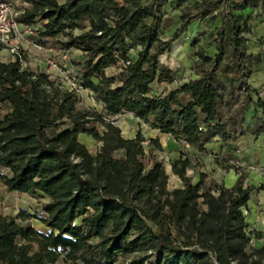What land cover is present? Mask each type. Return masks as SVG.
<instances>
[{
  "label": "trees",
  "instance_id": "16d2710c",
  "mask_svg": "<svg viewBox=\"0 0 264 264\" xmlns=\"http://www.w3.org/2000/svg\"><path fill=\"white\" fill-rule=\"evenodd\" d=\"M0 2L20 5L15 21L31 29L33 44L79 54L74 79L102 106L80 108L76 92L48 74L0 60V187L42 199L38 212H0V264H264V242L251 246L243 212L253 185L241 174L229 186L206 173L193 182L192 160L180 155L171 173L181 186L170 187L158 139L144 145L140 132L125 139L114 119L130 114L199 152L213 139L229 148L237 136L263 135L264 101L248 80L264 61L248 52L250 28L240 13L264 0H201L195 18L202 20L227 4L215 50L197 48L195 78L161 93L154 84L175 80L159 62L170 48L161 39L168 0ZM180 19L178 32L191 17ZM32 217L47 230L32 226Z\"/></svg>",
  "mask_w": 264,
  "mask_h": 264
},
{
  "label": "rangeland",
  "instance_id": "374dc122",
  "mask_svg": "<svg viewBox=\"0 0 264 264\" xmlns=\"http://www.w3.org/2000/svg\"><path fill=\"white\" fill-rule=\"evenodd\" d=\"M230 2H240L242 0H229ZM201 0H187L176 7V0H168V4L162 8V34L161 39L165 42H170V48L167 52L159 57V62L168 68H170L175 74V80L173 84H163L160 86L153 85V90L161 93L163 90H171L178 85L187 82L189 79L195 78L193 66L195 64V54L197 48H202L207 54H212L215 50V43L213 38L215 37V30L219 26L220 17L219 12L222 10L226 12L227 4L220 6L217 11L212 12V16H218L214 20L206 19L202 20L195 18L197 15ZM19 4L16 3L12 7L13 12H17ZM181 14H187L191 17L190 24L183 31L178 32L181 25ZM238 14V13H236ZM246 17L247 24L250 28L249 33L244 34L247 39L248 52L250 54L262 55L264 60V51L262 46L264 45V5L259 6L257 9H247L242 13ZM177 34V35H176ZM31 32L21 31V44L19 46L20 55L22 53L28 54L25 56L26 63L21 64L23 68H29L32 70H41L45 66L46 57L40 55L39 51L34 47L31 40ZM30 37V38H29ZM197 40V47H193L192 43ZM27 48H31L33 52H28ZM79 60V54L76 52L70 53V58L66 64L62 65L58 70H47L50 78L56 80L58 83H62L64 88H70V82L72 78H76V68L73 66V61ZM32 64H37L36 67ZM46 67V66H45ZM260 68L254 71V74H260ZM112 73V70L107 72ZM263 79L260 78V82ZM251 84V77L248 80ZM253 83V82H252ZM78 85V83H77ZM165 86V88H164ZM77 98L79 100L78 106L88 107L102 111V106L99 102L91 96L84 89H77ZM253 115V108L250 106L246 113V124L249 123ZM118 127H123L128 124L130 130L134 132H140L145 139H149L147 133L150 132L145 125L140 126L135 130L136 126L131 124L125 116H117L114 118ZM152 130V129H151ZM237 136L236 139L231 141L230 147L223 148L221 150H204L202 152L196 149L186 146L180 141L167 136L160 139L162 144V151L155 152L158 160L162 161L165 166L166 172L169 174V186L178 187L181 185L180 179L171 173V162L180 155L189 156L194 165L193 169H188L187 174L191 176L193 182L199 179V173H206L208 178H213L219 182H223L226 186L231 185L236 176L241 174L243 177V183L245 185H255V189L251 195L254 197L252 202H248L247 209L244 208L243 212L246 220L249 223L250 244L252 247H258L261 244L262 238H264V190L259 189V184L256 185L255 180L258 174L264 178V167L259 164V152L255 150V143L252 139L247 137ZM82 138V139H81ZM85 136H80L79 139L86 145L90 151L94 152L98 143L94 140H86ZM213 139L212 141H214ZM144 145H148V142ZM254 145V146H253ZM147 147V146H146ZM225 165H233L232 168L226 169ZM235 167H239V172L235 171ZM255 183V184H253ZM260 195L261 197H259ZM42 199L39 197H33L27 194H7L3 192L0 187V212L3 215H15L19 209H25L28 213L38 212L40 209V203ZM28 222L39 230L46 231L39 220L36 218H30ZM260 233V235H258ZM119 261L115 264H121ZM56 264H70L67 261L59 259Z\"/></svg>",
  "mask_w": 264,
  "mask_h": 264
},
{
  "label": "crops",
  "instance_id": "0c3cea01",
  "mask_svg": "<svg viewBox=\"0 0 264 264\" xmlns=\"http://www.w3.org/2000/svg\"><path fill=\"white\" fill-rule=\"evenodd\" d=\"M20 29H21V31H25V32L26 31H29V32H31V29L30 28H26V27H23V26H21ZM31 35H32L31 36V40H32L33 39V33L32 32H31ZM262 48H263V51H264V45L262 46ZM24 49H27L28 52H29V54H30V52H33V50H31V48H27V46ZM52 53L53 52H51V51L44 50V52H41L40 55H42V57L43 56L47 57V56H50V55L51 56L54 55ZM26 55H28V54L22 53V61H23V64L24 65H25L26 60H27L25 58ZM56 59L57 58H54V60H56ZM0 60L2 62H12L14 59L9 55V53L5 49L2 48L0 50ZM32 65H33V67L34 66L36 67L37 64H32ZM259 68H260V70H259L260 71L259 72L260 74H254V72L251 74V76H250L251 77V84H250V86L253 89L257 90V92L259 93L261 99L264 101V63L262 65H260ZM26 69L27 70H30V71H33V72L39 71V72L46 73L48 75L50 74L49 72H46V67L45 66L41 70H32V69H29V68H26ZM260 78L263 79L262 82H260ZM164 88H165V86H164ZM119 116H125L130 121L131 124H133V125L136 126L135 130L139 127V125L140 126H143L144 125L137 118H134L130 114H123V115H119ZM250 121H251V119H250ZM250 121H249V123H250ZM115 123H116V121H115ZM127 125L128 124L124 125L123 127H118V126L117 127L120 129L121 135H122L123 138H125V139H134L135 136H136V132L132 131V129L130 130L129 126H127ZM80 136H83V135H80ZM147 136L149 137V139H158V141L160 143V139H162L163 137L166 138L168 135L161 134V133L157 132L156 130H150V132L147 133ZM247 137L250 138V139H252L253 142L255 143L256 146H254V145L253 146H254L255 150H257V152H259V159H258L259 160V164L262 167H264V134L261 135L260 137H258L257 139H254L253 137H251L249 135ZM84 139L90 140V141L93 140L91 137H86V136H85ZM161 146H162V144H161ZM223 148H225L224 143L222 141H220L219 139H215L214 141H210V142H208V143L205 144V150H221ZM238 176L239 175L236 176L235 180L237 179ZM255 178H256L255 180L257 181L256 185L259 184V187L258 188L264 190V178L260 174H258L257 177H255ZM235 180L231 183V185L235 182ZM180 183H181V181H180ZM253 184H255V183H253ZM180 186H178V187H180ZM253 186L255 187V185H253ZM254 189L251 191V193H253ZM251 193H250V198H249L248 202H252L253 199H254V197L251 195ZM258 196L261 197L260 195H258ZM248 202H247V206H248ZM247 206H246V209H247ZM247 223H248V221H247ZM247 229H248V231H250L249 230V223H248V228ZM263 242H264V238H262L261 244Z\"/></svg>",
  "mask_w": 264,
  "mask_h": 264
},
{
  "label": "built area",
  "instance_id": "2783aa9c",
  "mask_svg": "<svg viewBox=\"0 0 264 264\" xmlns=\"http://www.w3.org/2000/svg\"><path fill=\"white\" fill-rule=\"evenodd\" d=\"M16 16L17 12H13L11 6L0 2V46L5 49L14 60L17 59L21 64H23L19 51V46L21 44V26L15 21ZM34 47L39 52H44V49L40 46L34 45ZM52 54L54 55L47 56L45 59V66L47 70H58L62 65L66 64L70 58V52L67 51L55 52ZM54 58L57 59L54 60ZM59 84H61V88H64L62 83ZM78 88L80 89L79 85H77V80L72 78L70 88L67 90L76 91ZM86 91L91 96V100L93 101L92 93L88 90ZM145 127L148 130H151L148 126L145 125ZM147 142L148 140L146 139L143 144ZM185 145L188 146L187 144Z\"/></svg>",
  "mask_w": 264,
  "mask_h": 264
}]
</instances>
